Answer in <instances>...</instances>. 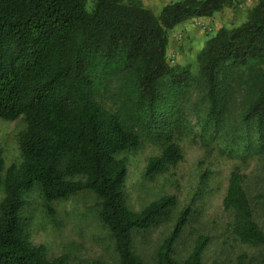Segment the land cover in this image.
Listing matches in <instances>:
<instances>
[{"label": "trees", "instance_id": "16d2710c", "mask_svg": "<svg viewBox=\"0 0 264 264\" xmlns=\"http://www.w3.org/2000/svg\"><path fill=\"white\" fill-rule=\"evenodd\" d=\"M236 5L172 0L155 13L142 0H0V119L25 122L17 137L20 161L3 175L0 154V264H68L66 255L50 259L29 239L21 212L36 187L50 214L54 202L92 193L118 264H144L134 235L170 218L177 204L174 196L139 211L127 203V166L118 155L146 140L159 148L147 159L146 177L176 166L191 135L220 141L223 152L264 159V0L241 23L206 36L195 73L167 53L174 27ZM110 82L116 91L108 109L97 95ZM254 200L264 215V190ZM222 207L231 213L235 240L257 252L238 255L235 264H264V228L238 170L228 175ZM190 213L186 207L175 215L154 264H204L207 236L196 237L184 258L173 256Z\"/></svg>", "mask_w": 264, "mask_h": 264}, {"label": "rangeland", "instance_id": "374dc122", "mask_svg": "<svg viewBox=\"0 0 264 264\" xmlns=\"http://www.w3.org/2000/svg\"><path fill=\"white\" fill-rule=\"evenodd\" d=\"M256 2L257 0H239L238 5L233 8L232 13L235 15H231L228 26L241 23ZM195 26L201 35L206 36L211 32L207 29L201 31V27ZM183 40L181 38L178 42ZM199 40L192 43L188 50V59H185L192 73L196 72V57L194 60L193 56L199 51ZM172 55L174 62L178 63L177 55ZM115 91L116 84L110 82L106 89L98 93L99 102L108 109L113 108ZM24 128L22 117L14 120L0 119L2 175L8 166L20 161L17 137ZM180 145L183 154L181 161L166 172L153 177L145 176L147 159L159 153L158 146L152 141H144L136 152L118 155L126 162L124 191L132 210L139 211L162 196H174L177 200L170 218L134 235V252L144 264H154L157 243L169 233L175 215L188 207L191 211L189 220L173 248V256L176 259L180 260L189 253L199 235L209 239L203 252L204 264H235L240 254H256L255 249L239 243L231 234V213L223 209L222 199L229 173L238 170L244 176L245 189L252 201L254 217L264 228L262 208L254 200V195L264 190V159L244 154L242 151L231 154L223 152L220 141L205 142L196 135L185 138ZM206 176L209 178L207 183H204ZM2 198L3 188L0 186V201ZM25 200L21 215L29 239L34 245H43L48 258L66 255L68 264H91L93 260L118 264L113 240L97 218L98 205L92 193L85 191L63 201L54 202L52 214L46 209L39 188L36 187L27 194Z\"/></svg>", "mask_w": 264, "mask_h": 264}, {"label": "crops", "instance_id": "0c3cea01", "mask_svg": "<svg viewBox=\"0 0 264 264\" xmlns=\"http://www.w3.org/2000/svg\"><path fill=\"white\" fill-rule=\"evenodd\" d=\"M172 0H142V3L145 7L150 8L152 11L157 13L166 3ZM239 1V0H238ZM234 7L226 8L222 12L215 13L212 17H201V18H193L190 19L176 27H174L168 37V45H167V53L168 55L175 54L177 55V58H179V64L187 65L186 60L188 59V50L192 46V43L197 40H199V49L203 46L205 42V38L208 35L214 34V32L222 27V26H228V23L231 22V15H235L232 13L234 11ZM236 12V10H235ZM197 22H201L204 25L208 24L209 26L205 25V28H200L202 31L207 29V31H211L210 33H207V35H201V32L199 30L195 29V25ZM227 23V24H226ZM183 38V42H178ZM202 36V37H201ZM199 37V38H198ZM180 38V39H179ZM194 60L196 55L193 56Z\"/></svg>", "mask_w": 264, "mask_h": 264}, {"label": "built area", "instance_id": "2783aa9c", "mask_svg": "<svg viewBox=\"0 0 264 264\" xmlns=\"http://www.w3.org/2000/svg\"><path fill=\"white\" fill-rule=\"evenodd\" d=\"M196 25H198L201 28H205V25L203 23H201V22H197ZM169 61L171 63H174L173 55H169Z\"/></svg>", "mask_w": 264, "mask_h": 264}]
</instances>
